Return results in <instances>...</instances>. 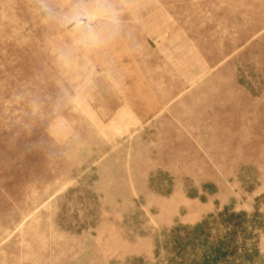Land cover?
Here are the masks:
<instances>
[{"label":"rangeland","instance_id":"rangeland-1","mask_svg":"<svg viewBox=\"0 0 264 264\" xmlns=\"http://www.w3.org/2000/svg\"><path fill=\"white\" fill-rule=\"evenodd\" d=\"M0 264H264V0H0Z\"/></svg>","mask_w":264,"mask_h":264},{"label":"clouds","instance_id":"clouds-1","mask_svg":"<svg viewBox=\"0 0 264 264\" xmlns=\"http://www.w3.org/2000/svg\"><path fill=\"white\" fill-rule=\"evenodd\" d=\"M42 10L53 18L56 14L47 4L41 3ZM120 13L115 9H100L98 7H74L62 17V24L73 26V32L77 33L79 39L75 42L84 46H97L105 42L106 37L97 30V22L105 20L108 24L118 27Z\"/></svg>","mask_w":264,"mask_h":264}]
</instances>
